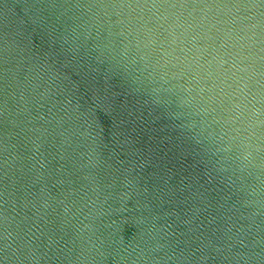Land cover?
Segmentation results:
<instances>
[{
    "label": "clouds",
    "instance_id": "9594fccd",
    "mask_svg": "<svg viewBox=\"0 0 264 264\" xmlns=\"http://www.w3.org/2000/svg\"><path fill=\"white\" fill-rule=\"evenodd\" d=\"M22 8L47 35L49 48L33 51L31 35L24 37L22 30L13 32L11 39L6 34L4 62L10 66L4 73H11L21 101L28 105L35 100L37 107H43L41 101L60 103L56 100L60 95L63 111L79 119V105L72 103L76 85L61 68L74 62L86 74H102L106 83L120 77L128 91L143 95L144 104L160 108L170 118L171 127L179 130L205 165L208 181L218 180L224 186V201L236 194V203L248 209L240 212L235 204L229 205V212L235 208L249 223L235 232L230 224L223 246L215 251L231 264H264V236L259 235L264 224L255 219L264 216V0H38ZM58 54L65 56L62 62ZM22 67L24 80L19 81ZM81 135L89 139L88 164L95 166L99 156L95 134L86 125ZM5 153L4 165L10 170L15 154L8 156L7 146ZM110 195L93 184L90 190H81L79 203L75 198L61 201L63 223L73 222L81 249L71 264L103 255L104 237L99 232L106 220L102 218L124 210L123 203L120 208L108 204ZM123 195L126 199L128 194ZM10 219L4 216L6 240L12 235ZM142 223L145 235L133 247L144 244L148 251L164 247L155 217L145 215ZM4 249L6 258L10 249L16 264L41 259L32 248L21 255L10 240ZM144 251L140 248L132 264L148 259Z\"/></svg>",
    "mask_w": 264,
    "mask_h": 264
},
{
    "label": "water",
    "instance_id": "95a60500",
    "mask_svg": "<svg viewBox=\"0 0 264 264\" xmlns=\"http://www.w3.org/2000/svg\"><path fill=\"white\" fill-rule=\"evenodd\" d=\"M36 2L0 0V264H16L10 249L6 258L4 245L9 240L21 255L29 248L40 255L32 264H71L76 260L80 243L73 222L63 223L61 201L75 198L79 203L81 190H90L93 184L103 194L111 193L108 204L120 208L123 203L124 210L102 218L106 220L99 232L104 237L103 255L85 264H132L140 248L148 259L139 260V264H231L215 247L223 246L230 224L235 232L249 223L235 208L229 212V205L235 204L240 212L248 209L236 203V194L224 201V186L218 180L208 181L205 165L192 145L171 127L170 118L160 108L144 104V96L128 91L120 77L106 83L102 74H86L87 70L74 62L61 71L76 85L72 103L79 105V119L75 113L63 111L64 97L60 95L56 96L60 103L41 101L43 107H37L35 100L28 105L21 101L11 73H4L10 65L4 62L3 47L6 34L11 39L13 32L22 30L24 37L31 35L33 51H48L47 35L22 8ZM64 59L58 54L59 62ZM24 71L22 67L19 81L24 80ZM86 125L95 134L99 153L95 166L88 164L89 139L81 135ZM5 146L8 156L15 154L10 170L4 165ZM70 189L75 190L71 197L67 195ZM5 215L11 218L12 235L7 240ZM145 215L155 217L160 230L158 239L164 247L158 251H148L144 244L133 247L145 235ZM255 219L264 224V216ZM259 235L264 236V231ZM252 238L249 236V241ZM189 253L190 258L180 259ZM205 254L207 259H197Z\"/></svg>",
    "mask_w": 264,
    "mask_h": 264
}]
</instances>
